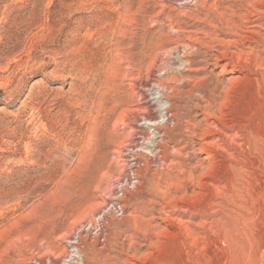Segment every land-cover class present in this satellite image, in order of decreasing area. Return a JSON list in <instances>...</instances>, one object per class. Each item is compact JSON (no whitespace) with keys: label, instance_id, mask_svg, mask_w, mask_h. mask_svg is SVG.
<instances>
[{"label":"rangeland","instance_id":"374dc122","mask_svg":"<svg viewBox=\"0 0 264 264\" xmlns=\"http://www.w3.org/2000/svg\"><path fill=\"white\" fill-rule=\"evenodd\" d=\"M202 1L186 10L173 0H0V264L65 263L68 237L121 185L126 215L111 216L105 245L92 243L102 259L131 244L149 254L136 264H264V14L247 24L257 43L242 42L216 19L242 25L239 0ZM198 45L226 48L248 70L226 90L225 110L251 139L213 148L214 174L201 186L187 163L205 153L189 146L185 163L167 147L163 170L146 173L151 186L134 190L123 152L160 94L153 80L191 90L208 73L182 51L195 58ZM171 89L158 110L181 97ZM164 200L156 219L150 208Z\"/></svg>","mask_w":264,"mask_h":264},{"label":"bare ground","instance_id":"6f19581e","mask_svg":"<svg viewBox=\"0 0 264 264\" xmlns=\"http://www.w3.org/2000/svg\"><path fill=\"white\" fill-rule=\"evenodd\" d=\"M173 1L187 10V8L192 7L198 8L202 0ZM236 7L237 11L235 13L239 14L238 17L243 20L242 22L245 25L237 24L233 20L230 22V18L227 19L229 21H224L223 18L217 17L218 28L234 34L242 42L255 40L252 37V30H250L253 27L251 23L261 19L258 16L259 14H264V9H262L264 7V0H239ZM247 24H251L252 27L251 25L247 26ZM178 29L176 28V30ZM255 41L257 43V40ZM188 50L189 47H183L182 53L185 55L184 58L182 57L183 62L187 65H192L195 62L202 63L203 67L201 69L207 71L208 75L201 78L189 91H181L180 88H170L174 91L175 95L181 97L174 103L171 101L172 103L164 104V111L158 110L159 108L157 109V107L162 102L165 103L163 100L167 102L170 99L169 96L171 94L168 95L167 93L170 89L168 88L167 90V86L163 80H153L154 84L159 85L160 94L156 97L157 100L150 102L146 106V113H143L137 121L135 131L138 132L140 138L136 139L134 143L132 141L127 144L123 152L125 176L129 181L127 185L133 186L134 190L142 184H151L153 176L151 177L146 174L148 171L154 170L155 172H159L167 165L169 160L167 147L172 148L174 151L178 150V157H183V151L185 152L189 146L193 149L192 153L194 156L200 155L203 152L205 153L202 159L198 157L200 159L198 163H193V161L187 163L191 169V176L197 178V185L201 186L208 183L206 180L202 181L200 178H208L214 174L213 148L218 147L222 150L221 152H229L230 149L235 148L237 140H246L247 143L251 139V133L248 131L250 125L239 121L233 115L230 116L229 111L225 110L226 90L230 89L237 82L247 78L249 74L247 73L248 70L240 62L237 63L234 53L226 48L204 50L202 45H198L194 50L195 58L189 57L191 51L188 53ZM236 73H240V75L235 76ZM158 111L161 112V115L156 113ZM187 117L190 119H186ZM212 134L217 137L215 141L209 142L208 138ZM180 142H186L187 145L177 149L176 144ZM192 158L186 153L183 161L186 163V161L192 160ZM143 176L145 180H142ZM131 192L134 191L131 190ZM128 196L129 189L123 185L116 187L113 193L110 192L102 208L93 214L92 219L84 220L76 232L73 233L72 237H68L66 240L65 245L68 252L67 254L65 253L64 260L66 261L63 264H136V262H143L148 258L149 254L144 252V254L139 253L132 248L131 244L127 247L122 244L116 253L113 252L111 256L102 259V254L104 253L94 249L92 246L93 242L105 245L107 240H109L112 224L111 216L115 217L118 215L122 219L126 215ZM169 202L165 201L163 204V201H159L150 208L154 218L157 219L159 215L164 214L166 205ZM151 228L154 235L155 233L157 235V233H160V230L164 229L161 221L151 226ZM114 229L116 230V228ZM87 237L92 238L91 243L85 241ZM145 243L148 246H152L154 245V239L152 237L146 238ZM83 244L85 245L83 246ZM37 260L34 258L31 264H45V262L42 263ZM51 264L61 263L52 261Z\"/></svg>","mask_w":264,"mask_h":264}]
</instances>
